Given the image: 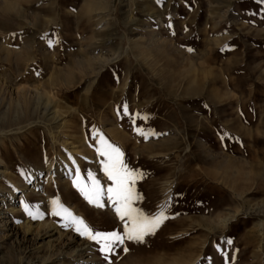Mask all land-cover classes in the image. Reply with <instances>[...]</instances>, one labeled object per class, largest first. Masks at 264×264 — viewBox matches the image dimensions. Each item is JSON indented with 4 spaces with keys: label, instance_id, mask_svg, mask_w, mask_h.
Listing matches in <instances>:
<instances>
[{
    "label": "rangeland",
    "instance_id": "rangeland-1",
    "mask_svg": "<svg viewBox=\"0 0 264 264\" xmlns=\"http://www.w3.org/2000/svg\"><path fill=\"white\" fill-rule=\"evenodd\" d=\"M0 225V264H264V0H0Z\"/></svg>",
    "mask_w": 264,
    "mask_h": 264
},
{
    "label": "bare ground",
    "instance_id": "bare-ground-1",
    "mask_svg": "<svg viewBox=\"0 0 264 264\" xmlns=\"http://www.w3.org/2000/svg\"><path fill=\"white\" fill-rule=\"evenodd\" d=\"M89 5V7H93L94 6V9H100V10H102V9H104V7H105V4L106 3H104V2H99L98 4H93V2H89L88 3ZM136 43V42H135ZM12 92V91H11ZM13 92H15V91H13ZM12 92V93H13ZM16 101L17 102H19V103H23L24 105V107H25V109H24V114L25 115H28L29 113H30V108H32L31 106L33 105V101L35 102L34 104V110L37 112V114L38 113H41L40 112V110H41V108L42 107H44V106H48V104L50 103L49 102V98H47V100H46V97H47V93L45 92V90L43 91V90H40V89H37V88H29V87H21V88H19L18 90H16ZM19 100V101H18ZM48 103V104H47ZM44 105V106H43ZM19 106V105H18ZM44 108H46V107H44ZM43 109V108H42ZM35 112V113H36ZM46 113V112H45ZM39 115V114H38ZM25 117V116H24ZM54 123V122H53ZM2 124V123H1ZM5 125V124H4ZM9 125V124H8ZM3 127V126H2ZM7 128V127H6ZM53 135V134H52ZM54 136V135H53ZM56 138V137H55ZM56 142H58L59 144H62L63 146H65V147H69V144L67 143V142H65V141H62L61 140V136L60 137H58L56 140H55ZM57 144V143H56ZM71 153V152H70ZM60 158H61V156H60ZM59 158V159H60ZM62 159V158H61ZM63 161V160H62ZM65 161H67L66 159H65ZM64 161V162H65ZM51 163V162H50ZM76 163H77V161H76ZM66 165H67V163H65ZM68 164H69V162H68ZM52 166V165H51ZM1 226V225H0ZM138 230V229H137ZM140 230V229H139ZM60 235V234H59ZM64 235V234H63ZM62 236V235H61ZM150 238V237H149ZM74 240H75V237L74 236H72V235H69V236H66V240H65V242H66V244H70V243H72V242H74ZM92 264V263H91Z\"/></svg>",
    "mask_w": 264,
    "mask_h": 264
}]
</instances>
